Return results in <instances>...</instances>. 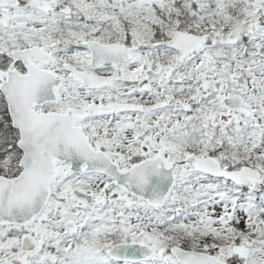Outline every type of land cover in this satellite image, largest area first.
I'll return each instance as SVG.
<instances>
[{
  "label": "snow or ice",
  "instance_id": "6c2138e0",
  "mask_svg": "<svg viewBox=\"0 0 264 264\" xmlns=\"http://www.w3.org/2000/svg\"><path fill=\"white\" fill-rule=\"evenodd\" d=\"M0 264H264V0H0Z\"/></svg>",
  "mask_w": 264,
  "mask_h": 264
}]
</instances>
